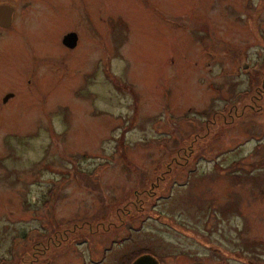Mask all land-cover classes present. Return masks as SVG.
<instances>
[{"label": "rangeland", "instance_id": "obj_1", "mask_svg": "<svg viewBox=\"0 0 264 264\" xmlns=\"http://www.w3.org/2000/svg\"><path fill=\"white\" fill-rule=\"evenodd\" d=\"M145 3L164 8L165 26ZM134 10L102 64L71 63L51 80L34 126L0 130V264H120L141 245L191 248L193 232L222 245L244 232L264 248V159L248 164L255 145L264 153V96L233 124L220 108L244 104L248 71L264 75V0H134ZM171 166L153 196L139 192Z\"/></svg>", "mask_w": 264, "mask_h": 264}, {"label": "flooded vegetation", "instance_id": "obj_2", "mask_svg": "<svg viewBox=\"0 0 264 264\" xmlns=\"http://www.w3.org/2000/svg\"><path fill=\"white\" fill-rule=\"evenodd\" d=\"M145 5H149L148 11L151 10L154 17H158L157 25L165 26L159 18V13L164 15V8L159 4V9L158 6L150 9L148 3ZM133 15L134 0H0V130L10 126H34L38 122V111L48 109V105L40 104L39 97L51 87V80L56 75L59 79L65 78L71 63L83 64L90 58L102 64V53L108 49L109 38L111 41L114 36L116 40L117 23L123 21L130 32L134 28ZM103 40L106 45L102 44ZM97 72H101V66L92 67L85 76L91 77ZM247 73V88L237 96L245 101L244 104H229L226 97L224 105L219 106L225 111L224 124L235 123L243 114L240 109L257 112L261 108L258 101L264 96L263 72L260 69ZM259 145L253 149V156L257 158L248 163L252 169L264 159ZM157 176L159 186L165 177ZM155 193L150 190L149 195ZM217 239L223 245L212 234L204 236L193 232L184 237V245L191 248L173 242V247L160 253L154 252L149 245H141L124 252L120 264H133L142 255H151L158 264H184L182 258L186 256L200 258L206 264H264L260 239L248 238L244 232L233 240L229 236ZM173 258L178 260L170 262Z\"/></svg>", "mask_w": 264, "mask_h": 264}, {"label": "trees", "instance_id": "obj_3", "mask_svg": "<svg viewBox=\"0 0 264 264\" xmlns=\"http://www.w3.org/2000/svg\"><path fill=\"white\" fill-rule=\"evenodd\" d=\"M178 155L179 156H181V153L179 152L178 153ZM174 158H175V160H177V162L178 163H176L175 161H174V163H175V165L177 166V165H183V162L182 161H178V158L176 157V156H173ZM185 157V159L187 160L189 157H190V155L188 154V156H184ZM174 158H172L171 157V159H174ZM170 159V160H171ZM71 160H72V167L70 168V171H72V172H75L76 174H77V178H79V179H82L81 177H80V175H78V171H79V166L77 165V163L75 162V160L74 159H72L71 158ZM166 165H168V164H166ZM169 166H170V164H169ZM166 168H169V172H170V169L172 168V166L171 167H165V170L163 171V172H161L160 174L161 175H163V177H165L166 176V173H168V169H166ZM158 176H157V174L155 175V178H154V180L156 181V178H157ZM153 180V181H154ZM162 180V179H161ZM152 181V182H153ZM151 182V183H152ZM149 188V190L148 189H142L141 191H139V192H141V193H144V195H148V196H153V194L152 195H149V192H150V190H154L155 191V188L156 187H158V185H154V187H153V185L151 186V184L148 186ZM97 190V189H96ZM97 192H100L99 193V196L102 194L101 193V191H99V190H97ZM139 192H136V190H135V194H134V196L136 197L137 195H136V193H139ZM140 195H138V197H139ZM100 198H102V200H104V198L102 197V196H100ZM130 204H132V202L131 203H129V205L128 206H130ZM107 205H106V203L105 204H103V207H106ZM125 209L126 208H124L123 207V210L125 211ZM140 210V209H139ZM128 211H129V209H126V213H128Z\"/></svg>", "mask_w": 264, "mask_h": 264}, {"label": "water", "instance_id": "obj_4", "mask_svg": "<svg viewBox=\"0 0 264 264\" xmlns=\"http://www.w3.org/2000/svg\"><path fill=\"white\" fill-rule=\"evenodd\" d=\"M133 264H158V261L151 255H142Z\"/></svg>", "mask_w": 264, "mask_h": 264}]
</instances>
